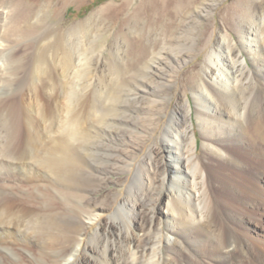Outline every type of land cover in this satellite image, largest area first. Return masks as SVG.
Instances as JSON below:
<instances>
[{
    "label": "bare ground",
    "instance_id": "6f19581e",
    "mask_svg": "<svg viewBox=\"0 0 264 264\" xmlns=\"http://www.w3.org/2000/svg\"><path fill=\"white\" fill-rule=\"evenodd\" d=\"M0 10L1 16L6 15L9 32L31 11L30 6L24 8L15 0H0ZM80 30L78 24L68 33L79 34ZM247 41L250 60L264 71L260 40ZM222 43L210 48L207 62L212 78L203 79L193 90L194 107L188 99L182 110L166 114L159 93L148 98L147 109L144 104L138 107L147 117L139 124L141 132H134V147L126 155L134 157L133 162L141 158L140 188L128 197H118L114 205L94 206L91 191L81 189L73 175L70 178L61 170L54 171L52 157L42 164L33 158L57 129L52 121L58 117L60 97L49 102L34 89L5 93L0 98V174L8 173L1 177L10 176V180L0 183V264H26L33 248L38 250L40 264H47L42 256L48 253L58 257L56 264H99L101 260L103 264H123L125 252L150 261L155 257L159 264H264V141H256L252 129L254 124L264 129V93H235L238 74L247 72L252 78L253 70L242 52L233 50L227 36L222 37ZM66 46L57 54L58 79L66 77L74 64ZM176 50L164 48L151 61L159 60L156 64L162 71L166 62L181 61L174 56ZM48 70L47 65L41 73ZM162 76L167 77L165 73ZM92 107L87 110L83 104L73 114L72 127L83 136L86 112ZM193 112L202 155L197 151ZM162 117L168 120L165 127ZM48 126L52 127L46 130ZM159 131L163 138L158 145L166 150L164 162L145 137ZM60 143L53 152L68 156L69 146ZM73 162L79 166L77 158ZM79 199L85 200V206ZM116 203L126 205L123 228L113 220ZM60 216L69 221L54 226L49 238L27 232L31 219Z\"/></svg>",
    "mask_w": 264,
    "mask_h": 264
},
{
    "label": "rangeland",
    "instance_id": "374dc122",
    "mask_svg": "<svg viewBox=\"0 0 264 264\" xmlns=\"http://www.w3.org/2000/svg\"><path fill=\"white\" fill-rule=\"evenodd\" d=\"M15 1L24 8L30 6L31 11L16 30L9 32L6 15L1 16L0 10V98L5 93H27L30 89L41 93L49 102H53L56 96L60 97L58 117L52 121L57 129L44 143L45 149L33 158L42 164L52 157L56 161L52 166L54 171L61 170L70 178L73 175L81 189L91 191L94 206L114 205L118 197H128L140 188L141 158L133 162L134 157L126 155L134 147V132H141L139 124L147 117L145 111L138 107L144 104L147 109L148 98L152 99L157 93L165 104L166 114L182 110L188 99L194 107L193 90L203 79L209 81L212 78L207 62L210 48H219L223 44V36L229 38L235 52H242L253 70L252 78L247 72L238 74L240 83L235 85V93H264V71L254 67L247 48V40L258 39L264 55V0ZM89 18L93 22L87 23ZM78 24L82 25L79 34H69L68 31ZM64 32L69 35L63 37ZM66 45L74 64L65 73L66 77L58 79L57 54L62 53ZM171 46L177 49L174 56L178 55L181 61L174 64L168 61L167 68L161 71L156 64L160 61L152 62V57ZM223 46L226 48L227 45ZM47 65L51 73L48 70L42 74ZM163 73L167 77L162 76ZM83 104L87 110L93 106L92 111L86 112L88 122L84 125V136L82 131L72 127L73 114L82 109ZM193 118L196 125L195 113ZM167 124L168 120L162 117L161 125L165 127ZM252 129L254 139L264 141V129L257 128L255 124ZM195 131L197 151L202 155L197 125ZM145 137L149 146L160 155V162H164L166 150L158 145L163 138L162 132ZM59 142L69 146L68 156L53 152ZM75 157L79 166L73 164ZM131 170L133 172L130 173ZM5 173L2 171L0 174V183L7 184L10 180V176L1 177L8 175ZM123 178L125 185L119 182ZM78 201L84 202L81 205L85 206V200ZM122 204L116 203L113 220L123 228L126 205ZM67 220L66 216L53 220L35 218L28 222L26 229L33 236L37 235L36 238H49V231L58 224H67ZM30 252L32 254L26 258V264H40L38 250L33 248ZM42 257L47 264H56L58 260L54 253ZM150 258L155 260L154 264H159V259ZM122 260L123 264L153 263V260L151 262L140 255L134 257L128 252L124 253Z\"/></svg>",
    "mask_w": 264,
    "mask_h": 264
}]
</instances>
